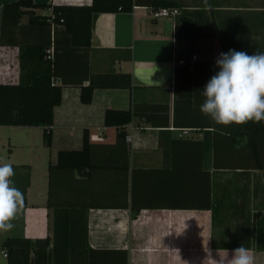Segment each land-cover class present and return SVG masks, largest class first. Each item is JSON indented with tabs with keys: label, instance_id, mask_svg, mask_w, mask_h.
<instances>
[{
	"label": "crops",
	"instance_id": "0c3cea01",
	"mask_svg": "<svg viewBox=\"0 0 264 264\" xmlns=\"http://www.w3.org/2000/svg\"><path fill=\"white\" fill-rule=\"evenodd\" d=\"M18 1L0 0V84L37 73L25 46H46L55 36L65 85L49 148L42 127L0 126V160L12 165L25 199L14 228L0 231V264L9 238L47 241L33 247L29 264H211L205 260L218 261L225 250L230 258L241 245L264 264V156L252 155L264 152V140L249 145V130L200 111L220 53L264 51V0H131L129 13L97 15L88 50L68 48L60 27L49 34L47 23L28 24L50 17V8H21L28 15L17 22L8 5ZM159 1L179 14L153 18ZM181 60L186 69L176 71ZM121 74L131 76V89L97 88L81 103L91 76ZM108 110L133 116L121 129L106 126ZM85 133L81 169L57 168L59 152L82 151Z\"/></svg>",
	"mask_w": 264,
	"mask_h": 264
},
{
	"label": "trees",
	"instance_id": "16d2710c",
	"mask_svg": "<svg viewBox=\"0 0 264 264\" xmlns=\"http://www.w3.org/2000/svg\"><path fill=\"white\" fill-rule=\"evenodd\" d=\"M8 6L14 7L18 11L17 22L21 17L28 15V11L20 10L21 8H50V17L36 18L28 24L30 25L32 21L39 22L42 25L47 23L49 34L51 25L60 27L66 36L67 46L71 50H88L90 48L93 23L99 13H129L132 10L131 0H92L90 6L82 7L36 5L31 0H20ZM8 6H5L4 10ZM152 6L155 9L173 8L171 4L164 1L154 2ZM52 44L49 42L46 46H25L33 52L34 60L39 62L38 72L27 79L21 78L18 84H0V126L42 127L43 142L46 148L50 147L52 140L53 110L61 103V91L65 85L64 80L56 71L57 43L55 36ZM51 45L53 46V59L49 61L46 59V51ZM19 47L23 51L24 47L22 45ZM259 52L264 53V51ZM22 58L20 54L21 66H23ZM185 69L186 65L177 67L176 71ZM56 80H60V84H55L54 81ZM97 88L131 89L132 78L128 74L91 76L89 85L81 86V103L89 104L92 100L93 91ZM132 116L133 114L129 111L108 110L105 113V125L121 129L131 121ZM241 126L245 132L249 130V145L257 146L258 143L261 144L264 140V121L259 123L250 121ZM125 136V132L119 130L117 140L120 141ZM87 146L88 138L85 133L82 151L59 152L57 168L80 170L81 158L86 157ZM252 155L260 160L264 156V152L253 151ZM38 244L43 249L48 245L46 240L30 242L23 238H9L3 242L1 248L6 251L7 264H29V253Z\"/></svg>",
	"mask_w": 264,
	"mask_h": 264
},
{
	"label": "clouds",
	"instance_id": "9594fccd",
	"mask_svg": "<svg viewBox=\"0 0 264 264\" xmlns=\"http://www.w3.org/2000/svg\"><path fill=\"white\" fill-rule=\"evenodd\" d=\"M219 71L205 85V98L200 111L216 124L239 126L248 122L264 121V53L249 55L243 51L229 50L220 53L216 60ZM11 164L0 160V231L14 228L12 221L22 214L24 194L14 186ZM211 264H255V258L244 246L237 247ZM204 261V262H205Z\"/></svg>",
	"mask_w": 264,
	"mask_h": 264
},
{
	"label": "built area",
	"instance_id": "2783aa9c",
	"mask_svg": "<svg viewBox=\"0 0 264 264\" xmlns=\"http://www.w3.org/2000/svg\"><path fill=\"white\" fill-rule=\"evenodd\" d=\"M178 14H179V11L176 8H162V9H155L152 12V17L155 19H160V18L169 19V18L177 16ZM46 59L49 61H52L53 59V46L52 45L46 51ZM192 59L194 60L195 56H193ZM178 63L180 65H184L185 61L181 60V61H178Z\"/></svg>",
	"mask_w": 264,
	"mask_h": 264
}]
</instances>
